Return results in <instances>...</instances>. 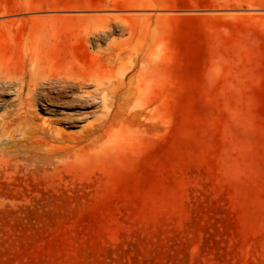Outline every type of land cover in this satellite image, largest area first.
<instances>
[{
    "label": "rangeland",
    "instance_id": "rangeland-1",
    "mask_svg": "<svg viewBox=\"0 0 264 264\" xmlns=\"http://www.w3.org/2000/svg\"><path fill=\"white\" fill-rule=\"evenodd\" d=\"M0 133V264H264V0H0Z\"/></svg>",
    "mask_w": 264,
    "mask_h": 264
},
{
    "label": "bare ground",
    "instance_id": "bare-ground-1",
    "mask_svg": "<svg viewBox=\"0 0 264 264\" xmlns=\"http://www.w3.org/2000/svg\"><path fill=\"white\" fill-rule=\"evenodd\" d=\"M116 55L117 54L115 53L109 52V54H107L105 58L101 59L99 56V58L103 61V66H107L106 71H103L102 68V69L93 70L91 72H84L82 65H78L73 62L68 63L65 67L59 70V71H64L63 73H60L58 71L56 75L47 74L49 72V69L45 65V63L41 64L42 66L40 67V69L42 73L39 74L38 77H34L31 72V69H28L29 73L28 72L27 73L29 74V79H27L26 76H22L20 79L21 86L23 87L22 89L23 100L26 103H28L29 106L32 105V96L34 95V93H37L38 85L42 83L44 80H45L44 83H48V84H50L53 81L67 84L71 80H76L83 86H86L88 84H93L94 89L84 90V94L79 96H74L73 99L71 100L72 103H75L78 106L85 105L87 101V97H93V98H102V100L104 101V105L110 104L114 106L115 103L125 94L121 89L126 86L129 87L132 86L134 79V74L132 75L127 74V71L132 67V63H130L129 61L127 64L123 63L119 67L121 71H118V69L114 68L113 66L114 64H112L111 62L108 64V61L111 58H114ZM43 91L44 90H42V92ZM42 92H40V94ZM9 136L10 137L7 136L4 139L9 141L11 137L12 139L16 138L14 133L10 134ZM16 142H18V140H16ZM4 149L5 148L3 147V137L2 135H0V161L4 153ZM51 158L53 157L51 156L43 157V159L45 160H50ZM2 172L3 170L0 169V174Z\"/></svg>",
    "mask_w": 264,
    "mask_h": 264
}]
</instances>
